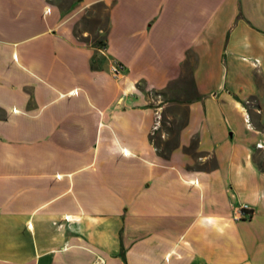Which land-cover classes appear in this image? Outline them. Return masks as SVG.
Instances as JSON below:
<instances>
[{"label":"crops","instance_id":"0c3cea01","mask_svg":"<svg viewBox=\"0 0 264 264\" xmlns=\"http://www.w3.org/2000/svg\"><path fill=\"white\" fill-rule=\"evenodd\" d=\"M95 255L264 264V0H0V264Z\"/></svg>","mask_w":264,"mask_h":264},{"label":"built area","instance_id":"2783aa9c","mask_svg":"<svg viewBox=\"0 0 264 264\" xmlns=\"http://www.w3.org/2000/svg\"><path fill=\"white\" fill-rule=\"evenodd\" d=\"M122 71V67L118 64H116L115 62H111L109 64V72L110 74L114 77L117 78L118 76H120ZM154 109H153V118H152V123H151V127H150V134H152L155 130H157L160 126V122H161V109L163 107V102L160 101V96L159 95H154ZM244 120L248 121L247 115L245 114L244 116ZM249 211V208L246 204H238V205H233L231 212H232V216L235 219H240V218H244L247 214V212ZM104 260L102 257L95 255L93 257V259L91 260L90 264H103Z\"/></svg>","mask_w":264,"mask_h":264},{"label":"rangeland","instance_id":"374dc122","mask_svg":"<svg viewBox=\"0 0 264 264\" xmlns=\"http://www.w3.org/2000/svg\"><path fill=\"white\" fill-rule=\"evenodd\" d=\"M93 15L91 20L93 22H97L99 26L103 27L105 23V16H104V10L103 8H100L99 6L96 7V10L93 12ZM164 105V102L162 103Z\"/></svg>","mask_w":264,"mask_h":264},{"label":"trees","instance_id":"16d2710c","mask_svg":"<svg viewBox=\"0 0 264 264\" xmlns=\"http://www.w3.org/2000/svg\"><path fill=\"white\" fill-rule=\"evenodd\" d=\"M97 42L98 43H101V38H99L98 40H97ZM153 93V95H159L160 97H161V100H162V102H165V100L162 98V95L159 93V92H152ZM242 104H244V102L242 103ZM162 125V114H161V122H160V126ZM159 130V129H158ZM157 130V131H158ZM156 130L152 133V134H150L149 133V140H150V142L154 145L155 144V138H156V132H157Z\"/></svg>","mask_w":264,"mask_h":264},{"label":"bare ground","instance_id":"6f19581e","mask_svg":"<svg viewBox=\"0 0 264 264\" xmlns=\"http://www.w3.org/2000/svg\"><path fill=\"white\" fill-rule=\"evenodd\" d=\"M160 101H161V97H160Z\"/></svg>","mask_w":264,"mask_h":264}]
</instances>
